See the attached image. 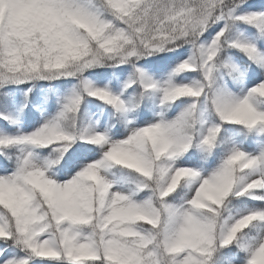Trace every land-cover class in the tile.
I'll return each mask as SVG.
<instances>
[{
	"label": "snow or ice",
	"instance_id": "obj_1",
	"mask_svg": "<svg viewBox=\"0 0 264 264\" xmlns=\"http://www.w3.org/2000/svg\"><path fill=\"white\" fill-rule=\"evenodd\" d=\"M0 264H264V0H0Z\"/></svg>",
	"mask_w": 264,
	"mask_h": 264
}]
</instances>
